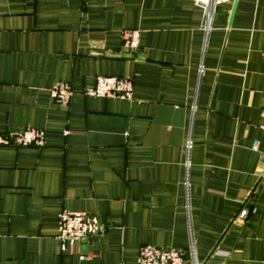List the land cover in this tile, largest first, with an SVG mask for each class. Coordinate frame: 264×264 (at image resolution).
Listing matches in <instances>:
<instances>
[{
    "label": "crops",
    "instance_id": "crops-1",
    "mask_svg": "<svg viewBox=\"0 0 264 264\" xmlns=\"http://www.w3.org/2000/svg\"><path fill=\"white\" fill-rule=\"evenodd\" d=\"M98 76L129 77L131 100L82 95ZM63 82L67 105L48 94ZM24 129L44 144L0 146V264H136L143 245L261 264L264 0L208 18L193 0H0V134ZM63 210L104 232L58 253Z\"/></svg>",
    "mask_w": 264,
    "mask_h": 264
},
{
    "label": "built area",
    "instance_id": "built-area-1",
    "mask_svg": "<svg viewBox=\"0 0 264 264\" xmlns=\"http://www.w3.org/2000/svg\"><path fill=\"white\" fill-rule=\"evenodd\" d=\"M227 0H193L203 7L206 18L215 5ZM121 47L127 53H133L138 48V32L136 30L123 31L121 33ZM73 91L68 83H57L48 90L49 97L60 105H67ZM86 97L119 99L129 101L132 96V81L129 77L98 76L90 87L81 91ZM44 144V132L35 129H24L13 136L0 134V146L13 147H42ZM251 148L257 151V142H253ZM259 165L261 171L259 177L264 180V148L259 151ZM239 216L245 217V211L241 210ZM105 230L103 223L86 212L61 211L57 216V232L55 242L58 253L66 251L67 247L84 238L101 235ZM183 252L173 248H157L143 245L138 250L136 264H182ZM87 255L78 254L82 264ZM192 264H196L192 257ZM261 264H264V248Z\"/></svg>",
    "mask_w": 264,
    "mask_h": 264
}]
</instances>
